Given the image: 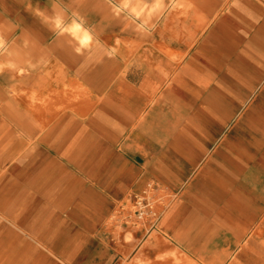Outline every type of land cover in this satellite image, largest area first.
Here are the masks:
<instances>
[{"label":"crops","instance_id":"crops-1","mask_svg":"<svg viewBox=\"0 0 264 264\" xmlns=\"http://www.w3.org/2000/svg\"><path fill=\"white\" fill-rule=\"evenodd\" d=\"M114 2L0 0V62H27L9 93L47 80L87 95L42 125L11 106L0 264H112L110 221L147 190L170 197L152 227L169 249L264 263V0H207L120 34Z\"/></svg>","mask_w":264,"mask_h":264},{"label":"rangeland","instance_id":"rangeland-1","mask_svg":"<svg viewBox=\"0 0 264 264\" xmlns=\"http://www.w3.org/2000/svg\"><path fill=\"white\" fill-rule=\"evenodd\" d=\"M120 2L122 0H115L113 3L114 14L111 18V24L116 34H120L122 29L126 27L161 24L166 20L165 17L170 16L169 12L171 11L178 12V16L181 17L186 16V11L201 10L203 7L209 6L207 0H161L159 13L149 17L143 15L138 18L130 12L131 5L147 7L153 3V0H131L127 7L120 6ZM116 43L120 42L116 40ZM4 46L0 49V60L4 56ZM6 74V70H0V156L8 155L12 150L13 131L11 126L14 114H11V106L28 107L31 112L30 117L42 125L44 122H49L47 114H45L49 107H54L56 110L69 109V107H73L75 104L84 102L87 99L84 88L80 86L66 84L63 85L62 89H57L54 88L57 83H48L47 80L37 87H26L22 83L17 93H9L18 82L15 78L6 81ZM21 76H25V74L23 73ZM60 94H63L66 98L62 97L59 103L58 97ZM13 96L16 98L15 100L11 99ZM15 149L17 150V148ZM8 166V163L0 164V176L1 172L8 170ZM151 195L154 199V208L160 215L168 206L170 197L167 194L156 193L155 191H152ZM127 209L131 212L133 218L128 226L124 225L127 213L120 214L117 211L116 217L110 221V227L113 228L115 237L113 245L119 250V255L112 264H176L173 254L182 255V252L169 249V244H165L155 237L153 235L154 229L150 230L149 221L147 225L136 222L133 214L135 208L132 204H129ZM133 222H135V225H133ZM237 261L240 260L229 259L228 264Z\"/></svg>","mask_w":264,"mask_h":264},{"label":"bare ground","instance_id":"bare-ground-1","mask_svg":"<svg viewBox=\"0 0 264 264\" xmlns=\"http://www.w3.org/2000/svg\"><path fill=\"white\" fill-rule=\"evenodd\" d=\"M131 0H122L120 2V6L127 7L129 6ZM161 10V0H153V3L150 6H134L131 5L130 12L134 14L136 17H142L145 15L146 17L156 15ZM146 21V20H145ZM70 30L73 32L74 36L77 38L80 45H86L90 41V34L87 30H84L82 25L79 22L74 21L72 25L70 26ZM5 45L3 39L0 37V49ZM27 62H0V70H7L6 74V81H9L11 79L12 74L14 71H16L19 75L25 74L27 71ZM11 81V80H10ZM41 84V83H37ZM155 235V233L153 234ZM173 258L176 261V264H221V262L217 259L214 260H208V259H199L194 260L190 257H188L185 254L178 255L173 254ZM249 263H256L261 264V260H247ZM189 262V263H188ZM247 262V263H248ZM248 263V264H249ZM223 264V263H222ZM264 264V263H262Z\"/></svg>","mask_w":264,"mask_h":264},{"label":"built area","instance_id":"built-area-1","mask_svg":"<svg viewBox=\"0 0 264 264\" xmlns=\"http://www.w3.org/2000/svg\"><path fill=\"white\" fill-rule=\"evenodd\" d=\"M152 191L153 190H147L142 195L135 196L132 203V206L135 208L133 214L136 222H138L139 224L147 225L149 221L150 229H152L154 223H156V221L159 218V213L156 211L153 205L154 199L153 196L151 195ZM126 213L127 215L125 217L124 225L128 226L133 218L129 210ZM134 223L135 222H133V225H135Z\"/></svg>","mask_w":264,"mask_h":264}]
</instances>
